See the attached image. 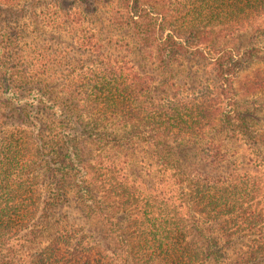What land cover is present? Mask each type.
I'll use <instances>...</instances> for the list:
<instances>
[{"label": "trees", "instance_id": "obj_1", "mask_svg": "<svg viewBox=\"0 0 264 264\" xmlns=\"http://www.w3.org/2000/svg\"><path fill=\"white\" fill-rule=\"evenodd\" d=\"M100 3L132 41L88 31ZM38 17L78 26L83 52L43 44L27 60L21 30L0 21V102L19 109L17 122L0 119V264H264V187L236 175L224 143L245 138L264 169V139L235 84L245 54L264 49V0H53ZM186 57L211 64L192 87L171 80ZM257 75L247 91L264 88ZM190 144L207 169L184 158ZM138 148L141 167L129 156ZM73 200L76 219L59 211ZM257 230L262 241L241 243Z\"/></svg>", "mask_w": 264, "mask_h": 264}, {"label": "rangeland", "instance_id": "obj_2", "mask_svg": "<svg viewBox=\"0 0 264 264\" xmlns=\"http://www.w3.org/2000/svg\"><path fill=\"white\" fill-rule=\"evenodd\" d=\"M53 0H22L18 7L14 9H5L0 7V21L2 23H12L17 26L22 33V53L25 55L26 59L31 58V51L38 50L39 47L45 45H52L55 49L68 52L70 54L79 57L81 55V50L75 48L76 44H79L80 41L76 40L80 32L77 30L78 26H71V31H57L51 27L45 26L43 23L38 22L39 11L44 9V7L49 5ZM71 0H67L70 2ZM111 8L108 7L105 3H100L97 11H95L90 17L86 16L84 20L85 25H87L88 31H95L101 38L106 40H113L114 42L126 43L131 40V34L129 30L116 27L109 22V14ZM51 12V11H50ZM44 18V16H43ZM77 28V29H76ZM264 40V39H263ZM264 45V42L263 44ZM116 48V47H115ZM83 50V49H82ZM133 58L138 59L137 50L132 51L131 53ZM146 63L143 64L145 68L147 67L148 71L153 73L157 77V80H163L168 75V72L163 71L161 67H158L157 63L152 57L148 54H144ZM245 57L249 59V62L246 66L242 67L239 76L236 79V91L238 92V99L240 101L241 109L249 113V124L254 132H256L260 138L264 139V88H260L255 91H247L244 87L245 81L249 76L252 75H264V49L254 56L245 54ZM211 71V64L209 59H201L195 57H186L179 58L178 61H175L174 64V75L171 76V80L175 81H185L188 87H192L196 82H198L202 77L208 75V72ZM1 75V70H0ZM170 81V83L172 82ZM187 92V91H186ZM1 95V92H0ZM185 96H187L185 94ZM19 109L11 103H1L0 102V116L2 121H10L9 123H15L18 120ZM2 114V115H1ZM7 117V118H5ZM1 126V125H0ZM9 129L12 126H7ZM110 128L114 129L115 133L120 134L125 132L124 127H119L111 125ZM20 129H22L20 127ZM218 137V135H217ZM221 137H223L221 135ZM247 140L243 137H225L226 149L229 152L228 155L231 158L237 160V166H232L235 168L236 175L240 178L250 176V178L260 180L264 187V169L259 172H255L253 167L255 166L256 161H258L257 156L252 152V150L247 145ZM92 147L98 148V145H93ZM196 147H199V144H190L183 149V155L185 159H188L194 163H201L203 169H207L208 165L204 162L199 161L198 157L195 156L197 152ZM264 149V143H262ZM107 153V152H106ZM144 149H136L135 154L138 155L134 159V155L130 154L129 156L133 159L135 166H142L147 160V154L145 155ZM264 154V152H263ZM112 158H108L107 161H110ZM127 161V156H120L118 161ZM232 160V159H231ZM140 161V163H137ZM229 168V164L222 167L221 171ZM144 170L143 172H148ZM261 197V208L264 213V188ZM72 196V195H71ZM70 196V197H71ZM75 201H71V204L68 207L59 211H63L71 215L72 219H76L79 215V210L77 206L75 207ZM264 233V223L261 229ZM260 230H257L254 234L245 236L241 243L253 245L262 241L263 239L258 238L257 234Z\"/></svg>", "mask_w": 264, "mask_h": 264}]
</instances>
